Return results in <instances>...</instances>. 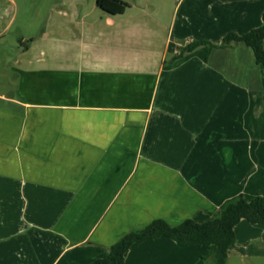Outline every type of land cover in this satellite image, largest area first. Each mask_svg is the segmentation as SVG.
Wrapping results in <instances>:
<instances>
[{"label": "crops", "instance_id": "1", "mask_svg": "<svg viewBox=\"0 0 264 264\" xmlns=\"http://www.w3.org/2000/svg\"><path fill=\"white\" fill-rule=\"evenodd\" d=\"M44 1L28 17L29 1L0 0V264H90L154 220L204 223L264 196L253 50L174 60L260 28L264 0H123L115 16L96 0ZM243 222L252 240L236 232L232 250L264 239ZM195 247L160 238L125 264H203Z\"/></svg>", "mask_w": 264, "mask_h": 264}, {"label": "trees", "instance_id": "2", "mask_svg": "<svg viewBox=\"0 0 264 264\" xmlns=\"http://www.w3.org/2000/svg\"><path fill=\"white\" fill-rule=\"evenodd\" d=\"M98 8L110 15L125 12L128 4L123 0H96ZM263 24L244 35L230 33L220 46L205 41H194L185 47L174 60L182 59L198 47L206 48V57L213 49H226L235 45H244L254 52L256 63L264 68V13ZM243 221L264 225V196H257L249 201L239 196L222 208L219 216L204 223L186 219L178 225H171L164 219L151 222L142 232H130L111 246L105 257L90 264H125L126 254L135 245H140L160 238H168L179 248L193 246L206 247L208 252L202 257L204 261L212 259L214 264H227L230 251L237 245L236 227Z\"/></svg>", "mask_w": 264, "mask_h": 264}, {"label": "rangeland", "instance_id": "3", "mask_svg": "<svg viewBox=\"0 0 264 264\" xmlns=\"http://www.w3.org/2000/svg\"><path fill=\"white\" fill-rule=\"evenodd\" d=\"M26 1H29L27 4L28 6L27 9L29 11L28 17H31V16L36 17L37 14L46 12V10H48L47 3L44 0H33V1L26 0ZM21 17L22 15L19 14L16 22L12 25L11 30L8 33L9 36L14 37L18 35L19 27L21 25ZM243 223H246V222H243ZM236 232L238 235L243 234L244 236L243 240H245L246 243L249 242V240H252L251 238H249L250 235L246 232L245 228H242V226L238 227L236 229ZM243 248L245 249V247ZM194 249H196V251L197 250L201 251L203 249V251L208 252L207 248L195 247ZM235 249L236 250H232L233 251L231 252L232 255L229 256L227 264H264V239L258 242H254L253 245L247 244L246 249L249 251L246 250L244 252V249H241L239 247ZM203 264H214V262L212 259H209V260L204 261Z\"/></svg>", "mask_w": 264, "mask_h": 264}]
</instances>
